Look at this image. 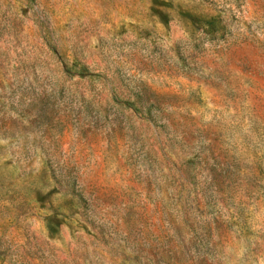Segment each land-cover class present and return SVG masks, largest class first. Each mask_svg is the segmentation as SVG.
Here are the masks:
<instances>
[{"label": "rangeland", "instance_id": "rangeland-1", "mask_svg": "<svg viewBox=\"0 0 264 264\" xmlns=\"http://www.w3.org/2000/svg\"><path fill=\"white\" fill-rule=\"evenodd\" d=\"M0 264H264V0H0Z\"/></svg>", "mask_w": 264, "mask_h": 264}]
</instances>
